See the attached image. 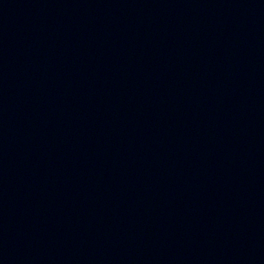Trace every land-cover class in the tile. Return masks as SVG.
Wrapping results in <instances>:
<instances>
[{"label": "water", "instance_id": "1", "mask_svg": "<svg viewBox=\"0 0 264 264\" xmlns=\"http://www.w3.org/2000/svg\"><path fill=\"white\" fill-rule=\"evenodd\" d=\"M0 264H264V0H0Z\"/></svg>", "mask_w": 264, "mask_h": 264}]
</instances>
